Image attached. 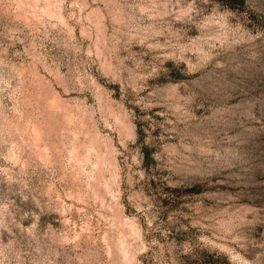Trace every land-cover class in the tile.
<instances>
[{"label": "rangeland", "instance_id": "obj_1", "mask_svg": "<svg viewBox=\"0 0 264 264\" xmlns=\"http://www.w3.org/2000/svg\"><path fill=\"white\" fill-rule=\"evenodd\" d=\"M0 264H264V0H0Z\"/></svg>", "mask_w": 264, "mask_h": 264}]
</instances>
